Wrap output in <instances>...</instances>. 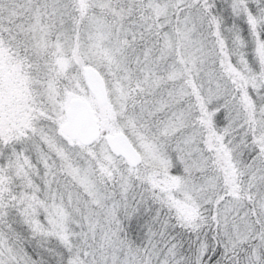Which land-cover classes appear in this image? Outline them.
<instances>
[{
	"label": "snow or ice",
	"instance_id": "1",
	"mask_svg": "<svg viewBox=\"0 0 264 264\" xmlns=\"http://www.w3.org/2000/svg\"><path fill=\"white\" fill-rule=\"evenodd\" d=\"M0 264H264V0H0Z\"/></svg>",
	"mask_w": 264,
	"mask_h": 264
}]
</instances>
